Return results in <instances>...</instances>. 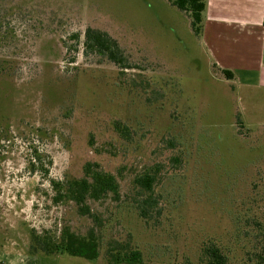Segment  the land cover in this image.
I'll return each instance as SVG.
<instances>
[{
	"label": "rangeland",
	"instance_id": "obj_1",
	"mask_svg": "<svg viewBox=\"0 0 264 264\" xmlns=\"http://www.w3.org/2000/svg\"><path fill=\"white\" fill-rule=\"evenodd\" d=\"M88 27L132 68L86 51ZM210 63L171 0H0V264H109L132 250L136 264H206L207 244L228 264H264V91H234ZM87 162L120 186L89 201L99 220L54 185ZM144 172L157 175L149 218L135 202ZM92 228L93 260L33 237Z\"/></svg>",
	"mask_w": 264,
	"mask_h": 264
},
{
	"label": "trees",
	"instance_id": "obj_2",
	"mask_svg": "<svg viewBox=\"0 0 264 264\" xmlns=\"http://www.w3.org/2000/svg\"><path fill=\"white\" fill-rule=\"evenodd\" d=\"M180 10L185 11L191 17V27L195 34H200L202 30V17L205 9V0H171ZM86 51H92L108 58L121 69L132 68V64L124 49L118 40L107 32L88 27L85 31ZM227 78H233L234 74L230 70H224ZM120 132H126L127 129L117 126ZM157 175L152 172H144L138 175L134 182L141 192H138L136 206L140 215L149 218L153 214L158 199L154 196V185ZM60 196L67 200L74 201L78 206L80 214L89 215L95 220H99L98 215L92 212L89 201H99L112 195L114 199L120 198V186L116 177L105 171L97 162H87L84 165L83 176L80 178L59 180L54 183ZM37 245L47 254L65 251L71 256H79L89 260L99 257V240L92 228L86 235H77L76 233L66 232L60 243H50L41 237L33 235ZM207 262L206 264H228L226 255L215 244H207L204 247ZM111 256H113L111 258ZM110 256V263H128L136 264L142 262V254L139 250H132L125 254V258H116Z\"/></svg>",
	"mask_w": 264,
	"mask_h": 264
},
{
	"label": "crops",
	"instance_id": "obj_3",
	"mask_svg": "<svg viewBox=\"0 0 264 264\" xmlns=\"http://www.w3.org/2000/svg\"><path fill=\"white\" fill-rule=\"evenodd\" d=\"M205 3L201 40L211 67L231 82L234 91H264V0ZM224 70L232 71L233 78Z\"/></svg>",
	"mask_w": 264,
	"mask_h": 264
}]
</instances>
